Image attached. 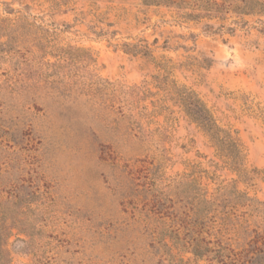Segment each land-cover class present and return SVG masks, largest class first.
<instances>
[{"label": "rangeland", "instance_id": "374dc122", "mask_svg": "<svg viewBox=\"0 0 264 264\" xmlns=\"http://www.w3.org/2000/svg\"><path fill=\"white\" fill-rule=\"evenodd\" d=\"M186 1L0 0V85L37 78L42 62L72 47L93 62L65 79L110 82L115 107L135 92L123 119L85 98L64 107L1 90L10 112H25L5 124L31 129L11 142L12 178L25 188L9 264H228L213 223L189 224L190 201L171 183L187 173L208 192L233 183L264 206V15L241 0ZM196 99L237 139L239 169L186 114Z\"/></svg>", "mask_w": 264, "mask_h": 264}, {"label": "trees", "instance_id": "16d2710c", "mask_svg": "<svg viewBox=\"0 0 264 264\" xmlns=\"http://www.w3.org/2000/svg\"><path fill=\"white\" fill-rule=\"evenodd\" d=\"M143 2L167 6L188 4L186 0H179L178 3L174 0H143ZM240 2L241 6H238L240 9L264 15V0H241ZM214 3L217 9L219 4ZM210 13L208 10V14ZM60 52L56 61L42 62L44 68L37 78L27 75L19 82L10 81L4 86L0 85V92L2 89H7V98L10 100H16L15 98L20 94H27L31 99L44 94L64 107L75 104L78 98H85V101L91 102L93 108L108 112L116 111L121 118L125 119L126 113L123 109L124 106L133 107L134 101L131 97L135 94L134 90L129 88L124 91L126 98L119 102L120 106L115 107L113 95L116 89L112 88L110 82L91 73L83 78H64L67 73L79 74L81 70L85 71L88 64L93 62L89 52L72 47ZM34 56L36 58L37 55ZM3 96L0 94V264H9L7 240L14 227L18 225L22 227L24 224V211L17 210V207L19 200H22L20 188H25L24 180L20 179L19 182L12 178L10 154L16 152L15 146L20 145L21 139L27 138L31 129L22 124L13 128L5 124V120L11 119L10 115L13 113H17L20 119L25 112H10L15 108L9 106L10 104ZM185 111L189 118L208 135L217 150L227 157L226 163L233 169H239L243 160L242 150L234 135L218 127L212 115L197 99L188 103ZM8 116L10 118H7ZM11 142L14 143V148ZM126 176L128 180L136 179L135 173L130 170L126 172ZM172 185L182 186L190 201V208L186 213L189 224H198L202 219H208L213 223L209 233L217 237L216 245L219 247L218 250H222L219 251L221 259L228 260V264H264V206L256 198L241 192L233 183H220L212 192H208L191 173L174 179ZM31 195H36V191L33 190ZM175 234L179 235L177 231ZM194 239L191 238L185 244L188 247H194L192 244ZM195 247L193 248L195 255H201L205 250V246ZM106 262L111 263L109 259ZM37 263L39 264L40 261Z\"/></svg>", "mask_w": 264, "mask_h": 264}]
</instances>
